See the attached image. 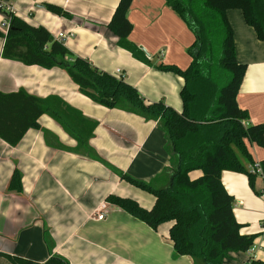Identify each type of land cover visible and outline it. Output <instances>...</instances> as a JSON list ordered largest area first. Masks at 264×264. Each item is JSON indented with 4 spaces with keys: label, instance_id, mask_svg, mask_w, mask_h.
I'll return each mask as SVG.
<instances>
[{
    "label": "crops",
    "instance_id": "0c3cea01",
    "mask_svg": "<svg viewBox=\"0 0 264 264\" xmlns=\"http://www.w3.org/2000/svg\"><path fill=\"white\" fill-rule=\"evenodd\" d=\"M118 2L0 0V24L11 13L31 26H41L73 56L122 78L146 101H161L180 112L183 79L155 66L185 70L190 63L192 33L164 0H133L128 12L132 25L129 41L148 55L151 65L141 63L118 47L117 38L107 29ZM44 4L62 8L66 16L51 14ZM226 18L236 60L246 66L237 105L248 114L246 125H264V43L240 11L228 10ZM59 33L66 35L61 41ZM2 46L0 40V93L22 90L39 99L58 98L96 127L88 142L93 159L83 151L76 152V141L47 115L15 147L0 139V252L38 263L57 255L69 264H194L191 257L175 254L169 239L171 223L155 231L107 202L115 195L131 198L145 209L154 205L152 195L127 183L121 174L154 187L164 185L156 177L170 166V157L157 123L94 104L61 69L5 60ZM247 146L255 163L264 159V147ZM14 170L20 174V193L9 190ZM221 182L233 198L240 234L255 236L254 259L264 261L262 180L256 177L250 187L245 174L223 171ZM45 233L50 251L43 240ZM247 260V253H229L222 264H245Z\"/></svg>",
    "mask_w": 264,
    "mask_h": 264
},
{
    "label": "trees",
    "instance_id": "16d2710c",
    "mask_svg": "<svg viewBox=\"0 0 264 264\" xmlns=\"http://www.w3.org/2000/svg\"><path fill=\"white\" fill-rule=\"evenodd\" d=\"M164 1L194 37L188 49L190 63L185 70L163 64L155 66L161 72L174 73L183 79L180 112L161 101H146L122 78L99 71L87 60L73 56L45 28L31 26L11 13L5 14L8 28L0 31L1 57L28 67L61 69L94 104L156 122L165 134V151L170 157V166L156 177L164 185L154 187L153 183L121 174L127 183L152 195L154 205L145 209L131 198L115 195L109 196L107 202L155 231L171 223L169 239L177 256L191 257L194 264H222L229 253H246L253 246L255 236L240 234L241 225L232 209L233 198L224 189L221 174L223 171L245 174L253 187L258 176L243 164L255 166L247 145L264 147V125H246L248 114L236 102L246 66L236 60L226 12L240 11L256 38L264 43V0ZM132 2L119 0L107 29L117 38L118 47L139 62L151 65L148 55L129 41L132 25L128 12ZM43 7L53 15L66 16L58 6L44 4ZM44 115L76 141V152L83 151L94 158L88 146L96 127L94 122L82 118L58 98L39 99L22 90L0 93V139L15 147L28 130L38 127V120ZM259 168L264 177V159L259 162ZM20 180L19 172L14 170L9 190L20 193ZM43 240L50 251L46 233ZM0 259L8 264H69L57 255H50L43 263L1 252ZM245 264H264V261L248 258Z\"/></svg>",
    "mask_w": 264,
    "mask_h": 264
},
{
    "label": "built area",
    "instance_id": "2783aa9c",
    "mask_svg": "<svg viewBox=\"0 0 264 264\" xmlns=\"http://www.w3.org/2000/svg\"><path fill=\"white\" fill-rule=\"evenodd\" d=\"M0 28H3V31H6V29L8 28V22H7V20H5L4 22L1 23ZM65 37H66V35L63 34V33H59V34L57 35V39H58L59 41H61V40L64 39ZM118 73H119V72H118ZM250 172H251L252 174H256V176L260 177V179L262 180L263 186H264V177H263L262 174H261V171H260V168H259V163H255V166L252 167V168H250ZM260 194H261V197L264 196V188H263V190L261 191ZM103 209H104V206L102 207V210H101V211H103ZM97 218H98L99 220H101V219H103V215H102V214H98ZM257 249H258V250H261V247H258ZM255 250H256V248L252 246V247L246 252L247 255H248V258H249V259H254V257H255V255H254V251H255Z\"/></svg>",
    "mask_w": 264,
    "mask_h": 264
},
{
    "label": "rangeland",
    "instance_id": "374dc122",
    "mask_svg": "<svg viewBox=\"0 0 264 264\" xmlns=\"http://www.w3.org/2000/svg\"><path fill=\"white\" fill-rule=\"evenodd\" d=\"M1 25V24H0ZM3 30V28H1ZM0 264H8L5 260L0 259Z\"/></svg>",
    "mask_w": 264,
    "mask_h": 264
}]
</instances>
